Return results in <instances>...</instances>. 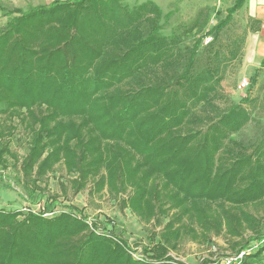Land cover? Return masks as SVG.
<instances>
[{"label":"trees","instance_id":"1","mask_svg":"<svg viewBox=\"0 0 264 264\" xmlns=\"http://www.w3.org/2000/svg\"><path fill=\"white\" fill-rule=\"evenodd\" d=\"M243 1L209 30L197 19L185 32L202 33L191 46L161 33L172 13L152 2L55 0L3 14L11 17L0 29V184L11 188L3 172L18 163L5 140L16 120L28 137L18 196L39 209H0V264H182L168 256L180 242L220 235L229 257L258 242L240 263L258 262L264 139L234 138L252 121L246 99L224 108L214 101L223 99L222 63L236 58L220 50L228 46L219 36ZM57 165L74 194L125 196L122 205L161 227L145 257L74 207L56 213L47 175Z\"/></svg>","mask_w":264,"mask_h":264},{"label":"rangeland","instance_id":"2","mask_svg":"<svg viewBox=\"0 0 264 264\" xmlns=\"http://www.w3.org/2000/svg\"><path fill=\"white\" fill-rule=\"evenodd\" d=\"M53 1L55 0H0V29L11 17L3 15L4 13L6 14V11L14 8L26 10L30 6H46ZM121 1L129 6L137 4L135 0ZM178 5L174 4L172 9L177 8ZM206 5L205 3H198L177 8L164 24L161 33L165 36L175 33L183 37L185 45L191 46L202 33L192 32L185 35V32L197 19L207 20V26L204 29L206 31L216 25L219 20L224 19L226 15L223 8L221 9L220 7L222 14H214L212 12L214 8H211L213 5L210 7ZM217 15L219 16L217 17ZM162 16L164 15L162 14ZM161 23H163V20ZM239 24L237 20L232 19L231 23L219 36L218 44L228 46V48L221 47L220 50L226 53L233 48L236 52V58L225 64L222 63L223 81L219 94L223 96V99L216 98L214 101L220 108H224L232 103H239L241 99H246L243 107L249 111L252 121L238 134L234 135V138L245 145H249L264 139V74L257 85L256 82H252L253 71H248L247 73L241 71L244 30ZM210 38L204 37L201 46L209 43ZM261 72L264 73L263 68L260 70ZM242 79L248 80V87L244 90H239L238 85ZM14 124L16 126L15 130L11 133V136L6 135L5 140H8L9 149L17 156L18 163L16 166H12L13 163L9 160L10 166L3 172L2 181L11 182V188L5 189L0 184V209L22 212H26L28 209L37 211L39 205L30 206L24 198L22 199L18 196L20 192L22 196L24 194L20 186L15 184V181L20 177L19 167L22 158L27 152L28 137L24 130L18 126L16 120ZM69 179L70 177L65 174L61 165H57L54 171L47 175V190L49 193L58 195V201L60 202V206L55 210L56 213L68 212L66 206L76 208L88 219L87 222L90 224L94 223L97 228H104L108 234L110 233L126 241L133 256L137 259L147 255L143 252L144 248L149 247L148 249H152L156 245L159 240L158 233L161 227L154 226L153 221L150 223L143 222L128 207L122 205L121 199H125V196H122L121 199H116L108 196L104 191L100 195H88V188L78 194H74L70 189ZM62 188L65 191L64 194L61 191ZM248 210L256 216L262 214L261 209L255 210L249 207ZM50 215L45 214L44 216ZM165 222L166 220H164ZM151 237L152 241L150 240ZM261 245H264V241H262ZM258 247V242L251 243L246 251L247 254L255 253ZM230 253V250H228V239L220 235L212 237L211 240L204 244H196L185 239L178 244L176 250L170 251L168 256L175 262L182 264H210L212 261H219L220 264L235 263V256L229 257ZM206 261L209 262L206 263ZM254 264H264V251L259 256L258 262L255 261Z\"/></svg>","mask_w":264,"mask_h":264},{"label":"crops","instance_id":"3","mask_svg":"<svg viewBox=\"0 0 264 264\" xmlns=\"http://www.w3.org/2000/svg\"><path fill=\"white\" fill-rule=\"evenodd\" d=\"M137 4L144 2H152L156 5L163 15L172 13L177 8L183 6H190L205 3L206 6H212L214 8L212 12L214 14L223 13L220 12L223 8L224 14L230 9L236 2V0H135ZM178 5L177 8H173V5ZM232 19L237 20L238 24L243 27L244 30V47L242 49L241 59V71L247 73L253 71L252 77L256 78V84L258 85L263 77L264 69V0H244L240 9L234 14ZM231 23V22H230ZM207 26V24H206ZM236 27V25H235ZM206 28V27H205Z\"/></svg>","mask_w":264,"mask_h":264},{"label":"built area","instance_id":"4","mask_svg":"<svg viewBox=\"0 0 264 264\" xmlns=\"http://www.w3.org/2000/svg\"><path fill=\"white\" fill-rule=\"evenodd\" d=\"M248 87V80L247 79H242L241 80V82H240V84L238 85V89L239 90H244V89H246ZM247 251V250H246ZM246 251H242V252H240L238 255H236L235 257H234V264H241L240 263V261H241V259L243 258V256L245 255V254H247V252Z\"/></svg>","mask_w":264,"mask_h":264}]
</instances>
